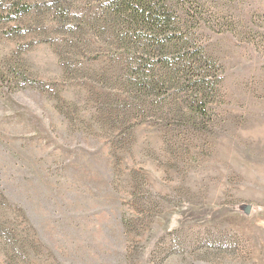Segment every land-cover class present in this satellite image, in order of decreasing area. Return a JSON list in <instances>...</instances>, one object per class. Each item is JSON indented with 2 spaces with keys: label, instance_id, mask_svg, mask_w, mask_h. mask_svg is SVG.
Here are the masks:
<instances>
[{
  "label": "rangeland",
  "instance_id": "obj_1",
  "mask_svg": "<svg viewBox=\"0 0 264 264\" xmlns=\"http://www.w3.org/2000/svg\"><path fill=\"white\" fill-rule=\"evenodd\" d=\"M101 2L0 0V264H264V0H194L188 122L117 116Z\"/></svg>",
  "mask_w": 264,
  "mask_h": 264
},
{
  "label": "trees",
  "instance_id": "obj_2",
  "mask_svg": "<svg viewBox=\"0 0 264 264\" xmlns=\"http://www.w3.org/2000/svg\"><path fill=\"white\" fill-rule=\"evenodd\" d=\"M194 0H102L100 16L115 40L114 78L124 97L119 114H151L166 121L206 118L217 70L190 29L201 16ZM56 9L64 12L60 1ZM17 10L26 11V5ZM98 21V19H95ZM109 20V23H108ZM2 82H5L2 80ZM186 108L190 115L181 113Z\"/></svg>",
  "mask_w": 264,
  "mask_h": 264
}]
</instances>
